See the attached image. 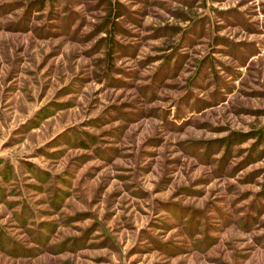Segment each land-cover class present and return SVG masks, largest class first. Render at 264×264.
Here are the masks:
<instances>
[{
    "label": "rangeland",
    "instance_id": "obj_1",
    "mask_svg": "<svg viewBox=\"0 0 264 264\" xmlns=\"http://www.w3.org/2000/svg\"><path fill=\"white\" fill-rule=\"evenodd\" d=\"M0 264H264V0H0Z\"/></svg>",
    "mask_w": 264,
    "mask_h": 264
}]
</instances>
